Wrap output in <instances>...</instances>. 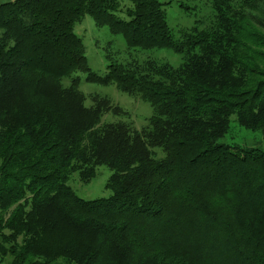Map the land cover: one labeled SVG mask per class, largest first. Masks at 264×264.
Instances as JSON below:
<instances>
[{
	"label": "trees",
	"instance_id": "1",
	"mask_svg": "<svg viewBox=\"0 0 264 264\" xmlns=\"http://www.w3.org/2000/svg\"><path fill=\"white\" fill-rule=\"evenodd\" d=\"M85 16L122 36L129 51L181 53L215 44L188 34L178 42L159 0L0 4V258L10 264H109L119 255V264H264V152L218 142L232 115L249 130L264 128V75L253 88L230 92L185 84L187 73L196 72L187 65L180 79L167 78L166 66L154 71L157 81L137 79L115 64L99 76L74 33ZM217 71L216 80L225 79ZM79 74L149 103L154 115L146 140L123 134L121 125L91 132L95 119L82 106ZM64 79L70 80L65 88ZM156 141L165 152L159 160L151 151ZM98 148L112 171V195L85 201L66 184L67 172L81 152L97 164ZM75 235L88 242L79 248L70 240Z\"/></svg>",
	"mask_w": 264,
	"mask_h": 264
},
{
	"label": "rangeland",
	"instance_id": "2",
	"mask_svg": "<svg viewBox=\"0 0 264 264\" xmlns=\"http://www.w3.org/2000/svg\"><path fill=\"white\" fill-rule=\"evenodd\" d=\"M13 1L15 0H0V4ZM159 1L165 4L168 25L178 42H185L182 35L188 34V38L193 41L207 36L209 42L215 40L216 46L212 44L196 51L183 48L181 53L170 50L129 51L122 36L112 35L107 28L96 27L93 19L85 16L75 25L74 33L83 41L92 72L99 76L105 75L107 67L115 64L129 73L134 71L133 74L140 76L137 79L157 81L159 77L154 75V71L166 69V66L170 68V72H166L167 78L180 79L186 75L187 65L196 72L191 75L187 73L185 84L210 85L220 92L251 89L264 75V0ZM193 31L199 33L192 35ZM205 53L211 54L210 62L213 65L210 67L204 65V61L208 59ZM218 69H222L225 78L222 81L216 80ZM78 78L82 106L95 119L91 132L98 128L107 130L121 125L123 134H138L143 141L146 140L145 136L152 130L149 121L154 115L149 103L139 95L121 91L115 84H89L85 82L83 74H79ZM62 84L63 88L68 87L70 80L64 79ZM228 123V130L218 140L219 143L239 150L256 149L264 152V128L249 130L238 122L237 115H232ZM159 142L156 141L154 145L158 147L151 150L157 160L165 156ZM96 152L99 159L97 164L89 161L91 154L84 156V152H81L73 159L67 172L66 184L77 197L85 201L106 199L112 195L108 188L112 171L101 161L105 157L103 150L98 148ZM262 220L264 227V219ZM61 238H65V235L58 237V240ZM70 240L79 248L88 242L79 235ZM95 245L97 244L94 243L92 248ZM0 261V264H10L11 258L6 256L0 258ZM121 262L119 255V259L113 258L109 264Z\"/></svg>",
	"mask_w": 264,
	"mask_h": 264
}]
</instances>
